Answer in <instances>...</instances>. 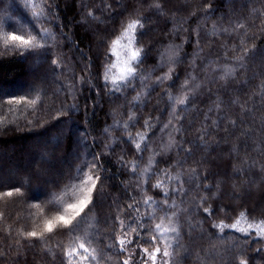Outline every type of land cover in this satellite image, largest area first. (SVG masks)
<instances>
[{"label": "trees", "instance_id": "trees-1", "mask_svg": "<svg viewBox=\"0 0 264 264\" xmlns=\"http://www.w3.org/2000/svg\"><path fill=\"white\" fill-rule=\"evenodd\" d=\"M137 19L143 31L125 36ZM11 31L34 36L36 47L6 48L0 41V264H68L64 255L81 233L79 221L93 226L104 249L111 242L120 264L128 257L112 239L113 231L123 238L113 218L129 224L126 205L133 203L145 228L175 221L179 213L169 264H233L237 256L264 264V253L255 254L264 247V236L256 238L257 229L264 232V153L253 148L264 149V0H0V34ZM129 38L143 57L134 87L119 82L112 67L120 46L113 48L114 41L127 47ZM123 52L136 67L128 47ZM33 60L36 70L29 67ZM37 74L45 82L35 85ZM165 75L171 79L157 84ZM21 97L35 104L8 103ZM213 101L219 111L208 113ZM205 113L211 120L226 116L220 131ZM149 118L152 126H145ZM170 120L183 125L182 136L172 125L162 127ZM228 120L239 127L233 130ZM181 140L190 154L177 149ZM161 169L180 173L185 190L168 200L177 207L167 214L162 204L142 203L159 202L164 197L157 193L181 186ZM193 170L199 188L190 179ZM85 174L100 177L98 192L72 232L58 227L43 238L28 237L80 198ZM158 182L160 188L152 187ZM205 183L218 187L205 191ZM202 196L203 207L222 209L211 219L196 210ZM139 223L132 227L139 230ZM140 236L149 252L153 245L145 240L157 236L161 243L156 232ZM128 251L135 255L139 248Z\"/></svg>", "mask_w": 264, "mask_h": 264}, {"label": "snow or ice", "instance_id": "snow-or-ice-1", "mask_svg": "<svg viewBox=\"0 0 264 264\" xmlns=\"http://www.w3.org/2000/svg\"><path fill=\"white\" fill-rule=\"evenodd\" d=\"M110 6L105 5V10H107ZM139 28L141 32L143 31V23L141 22L140 19H137L133 23H128L127 26L124 28V35L128 36V33L130 31H134L136 28ZM227 31V30H225ZM35 37L31 35H24V34H18L15 31L11 32H4L0 34V41L3 42V45L7 47H16V48H25V49H32L36 47L34 41ZM199 41H197V44ZM120 44V40L117 39L114 41L113 48H115L116 45ZM133 45V40L129 38L128 42V50H129V56H128V62H136V67H127V68H122L121 69V75L119 76V82H125L127 87H134L133 81L134 79H138L137 75V69L139 68L141 62H142V50L136 49L133 50L132 48ZM53 64L56 65L57 62L53 61ZM112 67H116V65H112ZM195 69V65L193 64V70ZM191 76V72L188 74ZM132 78V79H129ZM171 79V75H165L157 78L156 83L157 84H162L165 80ZM104 82L105 86L108 84V76H104ZM117 80H113L112 84L115 87L117 85ZM116 91H118V87L115 88ZM210 92V90H209ZM198 93H193V95H197ZM165 95L169 96L168 92L165 91ZM169 99H171V96H169ZM218 99V98H217ZM33 103L35 104V101H28L26 97H21L19 99L13 98L12 100H9V104H20V103ZM183 104L184 101H181ZM233 103H237V101H233ZM214 107H210L208 109V113H216L219 111V103L217 101H213ZM208 113L204 114V119L206 122H210L213 126V129L215 131H220L221 128L223 127V121L226 119V116H219L217 120H211V117L209 116ZM169 115L172 116L174 119L179 121L182 119L181 117L177 116L176 113L174 112H169ZM132 119H135V117H132ZM145 126H152L151 125V118L148 120L144 121ZM228 124L235 130L236 128L239 127V125L236 124L235 121L228 120ZM170 125H172L171 120L169 121L168 124L163 125L162 127L168 128ZM174 128L175 132L180 134L182 136L183 134V125L180 124L179 126L172 125ZM243 131V130H241ZM203 134H208L207 132H204ZM147 138H145V150L147 149ZM176 147L178 150H183L186 152H189L190 154V149H185L183 147V141H178L176 144ZM135 148L139 150L141 148L140 144H136ZM254 150H257L261 153H264V149L260 148L258 145L253 146ZM235 151V149H233ZM186 162V161H185ZM181 162L177 161L176 166H179ZM255 161L253 162V164ZM85 167H89L87 164ZM89 172H92V168L89 167ZM161 175L167 176L169 179H175L177 184H180L181 186L179 188L173 187L171 190V193L167 191H161L157 193L158 195L164 197L159 202H156L153 200V198H148L144 199L142 203L145 206L151 207L153 203H159L164 205V211L167 214L169 209L176 208L177 205L175 204V201H173L172 204H168V200L172 198L173 196H180L184 193V189L182 187V179L180 176V173H177L175 177H172L171 173L167 169H161L160 170ZM190 179H195L197 181L196 187L199 188L201 187L199 181H200V174L195 173L193 170V176ZM203 179L206 181L208 179L207 175H204ZM100 180V177L95 176L93 174H85V177L82 179V183L85 185L84 188L81 189V196L80 198L75 202V203H70L67 205V208L64 210L63 213L54 216L52 219H48L44 223V230L43 231H30L27 233L28 237L31 238H43L45 235V232L47 233H53L54 230H56L58 227L64 231L65 233H71L72 231L69 230L71 227L78 221V218H81L83 215L86 214V210H90V206L93 205V201L95 198V194L98 192V182ZM154 188H160L161 187V182H158L155 185H152ZM213 187H218L217 185H209L207 183L203 184V188L205 191H212ZM18 192L19 189H16ZM8 195H12L11 192L8 193ZM215 195V193H214ZM132 200L135 201V197H130ZM197 205V209L202 215L206 216L208 219L212 218L213 212L214 211H221L219 206H217L216 209H213L210 205L208 207H203L204 203H207V197L202 196L199 201H195ZM128 212L127 215L130 219V223L125 225L123 221L119 220L118 215L115 216L113 219L115 220L116 225L122 230L123 232V238H118L116 236V232L113 231L112 233V239L113 241L117 244V246L120 248L121 254L126 255L128 258L121 260L120 264H156L157 262V256L160 257V264H168V258L170 256V253L168 251V248L171 246V242L164 243V237H165V232L162 231V225L157 223L154 226L150 225L148 228H145L144 223H139L140 217H139V205L133 203L126 205ZM175 216V222L179 223V213H173ZM171 219V217H169ZM139 223V230L134 229L132 227V224ZM264 223V221H262ZM212 227L214 229L218 228L219 226L216 224H213ZM233 228L236 227V225H232ZM250 229L252 226H249ZM140 231H153L159 234V238L161 240L160 244H157V236H152L151 239L145 240V243H149L153 245V250L149 252L148 248H144L139 244V241L141 240L140 236ZM174 234L177 233V229L173 228L171 230ZM240 231H245L243 229H240ZM129 232H136L135 237L129 238L128 233ZM264 236V232H260L257 229V239L259 242V237ZM132 246L133 247V252H135L136 248H139V252L135 255L132 253H129L128 247ZM83 250L84 253H88V249L85 247L83 243L79 244L78 248L73 249L72 251L67 252L64 255V260L70 264V261L75 258L79 260L80 256V251ZM264 253V247L262 248H257L255 249V254L257 256L261 255ZM88 256H85L84 259H88ZM92 259H95V257H92ZM173 264H175V261H173ZM233 264H249L247 260L240 259L238 256L233 258ZM253 264H255V260L253 259Z\"/></svg>", "mask_w": 264, "mask_h": 264}, {"label": "rangeland", "instance_id": "rangeland-1", "mask_svg": "<svg viewBox=\"0 0 264 264\" xmlns=\"http://www.w3.org/2000/svg\"><path fill=\"white\" fill-rule=\"evenodd\" d=\"M124 48L126 49V45H122L120 43V46L116 48V68L118 74H121V69L122 68H127L129 67V64H127V61L125 60V53ZM29 67L36 70L38 67V60H33L29 63ZM37 77H32L33 83L35 85L40 84L41 82H45L42 77L36 75ZM39 78V79H38ZM260 209H264V204L260 203L259 205ZM189 211V210H188ZM87 221H84L82 224V221L78 222L79 226H82V228L79 227V230L81 233L77 232L75 238L73 239L72 245L68 249L69 251H72L75 248L79 247V244L83 243L85 247L88 249V253H84L83 250L80 251V258L79 260L73 258L71 261L72 264H119L113 254L111 253V242L108 241L109 247L107 249H104V246L100 244L101 239L99 238L98 234L94 230L92 225L86 224ZM159 222H156L157 224ZM160 224V223H159ZM162 231L165 232V237H164V243L171 242V246L168 248V251L170 253V256L168 258V264L172 261V256L174 255V247H175V237L176 235L171 231L173 228L177 229V223L175 221L172 222H165L162 223ZM83 226L85 228H83ZM229 248L233 249L235 248V245L233 243L229 244ZM153 250H150V252ZM183 252L187 253L188 249L186 246L183 247ZM85 256H88V259H84ZM92 257H95V259H92ZM113 259H116L113 261ZM226 262H228V257L226 258ZM156 264H160V257L157 256V262Z\"/></svg>", "mask_w": 264, "mask_h": 264}]
</instances>
